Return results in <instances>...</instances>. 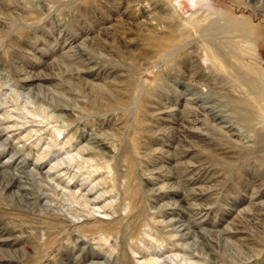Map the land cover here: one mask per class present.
<instances>
[{
	"label": "rangeland",
	"instance_id": "1",
	"mask_svg": "<svg viewBox=\"0 0 264 264\" xmlns=\"http://www.w3.org/2000/svg\"><path fill=\"white\" fill-rule=\"evenodd\" d=\"M0 121V264H264V0H0Z\"/></svg>",
	"mask_w": 264,
	"mask_h": 264
},
{
	"label": "bare ground",
	"instance_id": "2",
	"mask_svg": "<svg viewBox=\"0 0 264 264\" xmlns=\"http://www.w3.org/2000/svg\"><path fill=\"white\" fill-rule=\"evenodd\" d=\"M151 13H147V15L145 14V18L141 21L140 25L141 27L143 28H147L150 26V23L152 22L151 21ZM141 28V29H143ZM68 73V72H67ZM72 73V71L70 72ZM22 82H24L25 84H27L28 86H33L35 87L36 89L38 90H41L43 89L41 84H40V80L42 79H38V78H34V77H30V76H25L23 77L22 79ZM44 81V79H43ZM34 82V83H33ZM28 95L31 96V94L29 92H27ZM29 99V97H28ZM29 103L28 104H32V109H29V110H25V113L30 115L31 117H35L36 115V111L39 110V112L43 113L44 117L43 119L45 118L44 121H49L52 120V123H57L56 120L58 118H60V114H48L50 113L51 110L49 111H45V109H42L40 107V105L36 104L35 101L32 102L31 100L28 101ZM26 106V105H25ZM42 106V105H41ZM63 107V105H61ZM66 106V105H64ZM29 108V106H28ZM50 109V107H49ZM53 110V109H52ZM54 111V110H53ZM58 111V110H57ZM61 111V110H60ZM167 112V111H166ZM46 113V114H45ZM62 113V111H61ZM64 113V112H63ZM13 116L10 115V113H6L5 117H2V121H5V120H8V119H11ZM37 117V116H36ZM40 117V116H39ZM64 118V117H63ZM65 119V118H64ZM219 120V123L222 122L221 118L218 119ZM217 121V120H216ZM1 122V121H0ZM195 122V120L193 121V123ZM224 122V121H223ZM3 123V122H2ZM0 123V124H2ZM13 123V122H12ZM15 123V122H14ZM51 123V122H50ZM48 123V124H50ZM68 123V122H67ZM58 125V124H57ZM196 125V124H195ZM210 125V124H209ZM222 125V124H221ZM224 125V124H223ZM17 126H20L19 124H12L11 127H7L9 129L11 128H15ZM23 127V126H22ZM21 127V128H22ZM70 126H68L67 124H62L60 126H53L51 127L50 129V133H49V142H50V145H52L51 143H55L58 141V138L60 137V135L62 133H66L67 131V128H69ZM7 128H5L4 130H7ZM17 129V128H16ZM198 129V128H197ZM188 130V129H186ZM68 133V132H67ZM66 133V134H67ZM30 133H27L25 135H23L21 138H17L18 142L22 143V141H26L30 138ZM9 137H6V139L3 141V143H6L7 140H8ZM76 140V144H77V148L76 150H74V153L72 154H69V153H65V156L66 158L65 159H61L60 161H56L54 163V165L49 168V170L51 169H57L58 166L62 163H67L68 165H72V164H77V163H84V164H87V159L86 158H83V156H86L87 154H92L94 151V146L93 144L97 145V143H95L94 141L92 142L90 139L89 140H86V139H83L82 137H80L76 130L72 133H70L68 135V137L65 139V141L62 143V147H65V146H69L72 142H74ZM50 145L47 144L45 150H49L50 148ZM98 146V145H97ZM24 148V145H21L20 148L16 149L15 152H22ZM41 160V157L40 159L36 160L37 162H39ZM36 162V163H37ZM38 165V164H37ZM33 166H35V162L33 164ZM48 183V182H47ZM92 187H95L94 185ZM92 189H90L91 191ZM89 191V193H90ZM72 194L71 197L74 196V193H70V195ZM87 194V193H86ZM76 195V194H75ZM80 196V195H79ZM39 197V196H38ZM75 197V196H74ZM78 197V195L76 196ZM38 199V198H37ZM41 199V198H40ZM73 199V198H72ZM77 200H81L83 202V206L85 207V211L84 212L85 214L82 215H77V214H67V215H62L61 217V220L65 223H72L74 221H78L79 217H85V220H92V213H96L98 211H101L102 212V216L99 217V219H103V220H107V217L109 215V213L107 212L106 209H104V207H96L93 209V207H89L90 205H94V203L99 200V197L95 198V200L93 201H89V200H86L85 199V195H81L78 198H76ZM46 202V201H45ZM78 202V201H77ZM82 204V203H80ZM82 206V205H81ZM83 209V208H82ZM74 213V212H73ZM76 213V212H75ZM70 215V216H68ZM155 223H159L161 224V222H155ZM170 224V223H169ZM171 225V224H170ZM172 226V225H171ZM170 226V227H171ZM173 227V226H172ZM175 227V226H174ZM186 228L184 225H178L176 228H171L168 230L167 232V235L168 237H166V240L170 243H172V247H174L175 249L174 250H170L169 252V259L171 262H174L175 264H212L211 261L208 260V257H206V254L203 253L202 250H199L198 248H195L193 243L190 244L188 243L191 238L190 234L188 231H185ZM194 239V237H193ZM198 240V239H197ZM205 240V239H204ZM179 241V242H178ZM192 241V240H191ZM202 242V241H201ZM200 244V243H199ZM198 246V245H197ZM201 246V244H200ZM206 252V251H205ZM165 259V258H164ZM167 259V258H166ZM168 260V259H167ZM155 260L151 259L150 261H141V262H138L136 264H154ZM168 262V261H167Z\"/></svg>",
	"mask_w": 264,
	"mask_h": 264
}]
</instances>
